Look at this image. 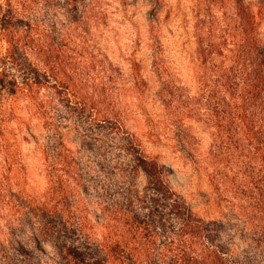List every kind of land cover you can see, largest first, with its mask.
Listing matches in <instances>:
<instances>
[{
    "label": "trees",
    "instance_id": "obj_1",
    "mask_svg": "<svg viewBox=\"0 0 264 264\" xmlns=\"http://www.w3.org/2000/svg\"><path fill=\"white\" fill-rule=\"evenodd\" d=\"M206 1L229 10L216 29L195 28V95L159 57L156 25L149 35L155 96L181 142L185 117L211 129L205 153L185 151L219 208L207 218L172 189L111 101L118 69L91 32L105 23L101 0H0L1 242L27 233L51 248V264H264V0ZM139 67L131 62L134 87ZM20 101L46 134L38 145L45 184L33 191L10 185L18 169L6 124L24 120L14 115ZM63 126L78 137L76 150ZM26 248L3 246L0 264H44Z\"/></svg>",
    "mask_w": 264,
    "mask_h": 264
},
{
    "label": "rangeland",
    "instance_id": "obj_2",
    "mask_svg": "<svg viewBox=\"0 0 264 264\" xmlns=\"http://www.w3.org/2000/svg\"><path fill=\"white\" fill-rule=\"evenodd\" d=\"M100 7L105 13V23L91 28L92 42L96 43L112 67L118 69L115 72L112 69L116 88L113 86L115 93L111 101L125 128L140 139L146 153L155 155L163 164L170 186L194 212L206 218L218 216L219 208L206 173L197 168L185 152L192 146L195 153H205L210 143L211 129L202 120L185 117L181 129L189 133V137L185 143V139L181 142L180 132L170 123L155 96L159 84L152 69L155 45H152L149 30L151 25L159 29V57L177 77V82L186 87L185 93L192 96L198 85L193 67L195 28L201 25L216 29V26L222 25L228 14V5L223 1L220 5L209 7L206 0H101ZM259 31L264 39V18ZM133 60L139 63L143 79L137 83L139 87H134L136 82L131 74ZM14 110L16 118L22 116L24 120L10 119L6 124V144L15 165L14 170L18 169L13 171L10 185L21 183L33 191L32 188L40 189L45 184L38 145H44L46 134L38 119L26 110L24 101H20ZM62 131L66 145L70 150H76L78 137L65 126ZM3 214L0 207V248L6 246L9 250H21L27 244L26 250L32 248L42 263L51 264V248L44 243L29 241L27 237L30 235L27 233L23 238L13 235V240L1 242L6 235V217ZM90 216L93 218L94 212H90Z\"/></svg>",
    "mask_w": 264,
    "mask_h": 264
}]
</instances>
